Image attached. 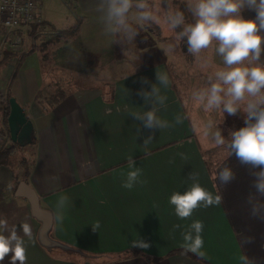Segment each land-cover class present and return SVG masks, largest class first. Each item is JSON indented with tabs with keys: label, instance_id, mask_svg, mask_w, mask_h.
Masks as SVG:
<instances>
[{
	"label": "crops",
	"instance_id": "0c3cea01",
	"mask_svg": "<svg viewBox=\"0 0 264 264\" xmlns=\"http://www.w3.org/2000/svg\"><path fill=\"white\" fill-rule=\"evenodd\" d=\"M183 2L188 6V0ZM74 6V15L80 18L78 37L87 36V25L107 27L105 35L98 37H115L109 31L107 0H74ZM184 18L187 25L195 23L191 12ZM41 32L36 24L23 28L22 53L36 45L33 36ZM51 33L42 42L54 39ZM159 39L164 44V36ZM214 48L215 44L189 59L199 77L205 79L203 89L216 82L213 73L223 67ZM259 63L264 64V53ZM177 69L181 77L182 71ZM159 73L167 74V85L157 80ZM181 79L172 77L162 55L112 82L71 86L59 96L39 52L25 55L17 66L3 62L0 96L9 84L11 95L33 126L31 143L22 147L11 144L5 134V106L0 98V151L8 147L0 163V219H6L9 227L15 226L24 239L26 264H243L244 256L264 264V220L250 215V196L264 201L253 187V170L241 165L235 155L228 157L223 147L214 146L202 135L203 125L211 120L225 139H230L231 131L244 126L243 114L199 111L193 92L188 93ZM154 88L157 91L153 92ZM181 90L187 91L184 96ZM105 91L113 93L110 101L104 99ZM138 93L148 94V99ZM149 111L169 126L148 129L131 114ZM177 118L182 123H177ZM149 135L153 140L145 146ZM129 157L141 170L140 182L131 189L122 186L131 170ZM225 164L235 178L218 189L213 176ZM190 173L198 174V182L207 191L221 194L223 202L201 206L191 217L180 219L169 198L191 187ZM28 190L50 217L49 236L82 254L40 244L41 220L31 213L25 194ZM63 196L68 199L61 205ZM58 212L63 213L59 223L54 219ZM197 220L204 225L201 250L205 255L194 254L197 258H192L173 252L184 250L183 234ZM97 221L100 227L94 232L92 226ZM23 223L31 226V239L24 236ZM241 237H251L252 242L242 244ZM140 238L151 246L146 250L132 247ZM120 253V257L113 256ZM10 256L2 264H9Z\"/></svg>",
	"mask_w": 264,
	"mask_h": 264
},
{
	"label": "clouds",
	"instance_id": "9594fccd",
	"mask_svg": "<svg viewBox=\"0 0 264 264\" xmlns=\"http://www.w3.org/2000/svg\"><path fill=\"white\" fill-rule=\"evenodd\" d=\"M107 3V19L112 25L109 31L113 34L122 31L129 43L138 35L127 23L128 14L133 7L139 10V20L160 23V19L147 10L150 7L147 0H135V3L134 0H107ZM188 9L195 18V23L186 25L177 39L186 37L187 51L193 56H198L215 44L214 51L222 57L223 63V67L213 73L216 82L194 93L193 99L207 113L213 110L229 116L242 113L244 120L243 127L230 132V139H225L218 124L211 120L203 125L202 135L214 146L223 147L228 157L235 155L241 165L249 166L253 170L251 175L255 177L253 187L258 196L264 197V64L259 63L264 53V0H188ZM245 9L255 12L254 19L244 18L242 12ZM164 22L175 29L184 24V15L182 12L169 14ZM172 50L173 46L169 45V51ZM156 78L162 84L169 83L165 73L156 74ZM155 91L157 90L154 88L153 92ZM138 94L145 100L148 99V94ZM131 114L135 119L142 120L144 127L148 129H164L169 126L152 111ZM176 122L182 123V119L177 118ZM152 140L153 136L149 135L144 140V145L147 146ZM128 164L131 170L122 186L131 189L140 182L141 170L135 167L132 157H129ZM87 169L91 170L90 163ZM188 178L193 181L191 187L183 193L174 192L169 198V203L174 206L175 214L180 219L191 217L201 206L222 204L221 194L213 195L203 188L198 182V174L190 173ZM234 178L233 170L226 164L218 168L213 176L218 189ZM67 199L66 196L61 197L60 204L63 205ZM249 203L250 215L264 220V201L250 196ZM54 219L61 222L63 213H56ZM99 227L100 223L97 221L92 230L96 232ZM203 227L202 221H194L183 234L182 247L185 253L191 252L199 257L205 255L201 250L204 243L201 236ZM21 228L24 236L31 239V226L23 223ZM251 242V237H241L242 244ZM131 246L146 250L151 245L140 238L133 241ZM10 253L9 264H26L24 239L18 235L15 226L9 227L6 219H0V264ZM241 259L243 264H255L247 256Z\"/></svg>",
	"mask_w": 264,
	"mask_h": 264
},
{
	"label": "rangeland",
	"instance_id": "374dc122",
	"mask_svg": "<svg viewBox=\"0 0 264 264\" xmlns=\"http://www.w3.org/2000/svg\"><path fill=\"white\" fill-rule=\"evenodd\" d=\"M183 1L168 0L166 9L161 4V0L148 1L150 7L147 10L160 19L159 24L151 20H139V10L133 7L128 14L127 23L138 32V35L129 43L122 31L114 34L115 37H98L105 35L107 27L93 25H87L84 28L86 37H78L79 26L74 33L57 37L52 30L65 29L73 25L75 6L73 5L70 9L68 0H42L40 13L44 21L36 24L37 29L42 32L40 36L34 34L33 41L36 45L30 46L25 51V55L35 56L39 52L56 92L58 89L66 92L71 86L112 82L114 78L163 55L172 77L175 80L182 78L188 93L194 94L203 89L205 79L199 77L196 66L190 65L189 58L181 54L174 30L164 22L169 14L180 11L186 17L187 13H190ZM242 15L246 19H254L256 14L254 11L245 9ZM186 25L184 18V24L180 25L181 29L183 30ZM50 33L55 38L50 42H42L43 37ZM161 36L165 38L164 44L159 42ZM157 40L159 43L156 42ZM22 45L24 47V43ZM169 45L173 46L172 51H169ZM177 68L182 71L181 77ZM196 87H198L197 90ZM186 92L181 90L182 96ZM201 110L202 107L199 108V111ZM69 253L72 254V252Z\"/></svg>",
	"mask_w": 264,
	"mask_h": 264
},
{
	"label": "built area",
	"instance_id": "2783aa9c",
	"mask_svg": "<svg viewBox=\"0 0 264 264\" xmlns=\"http://www.w3.org/2000/svg\"><path fill=\"white\" fill-rule=\"evenodd\" d=\"M41 3L42 0H0V74L6 52L11 56L5 62L13 65L22 53L23 28L42 22Z\"/></svg>",
	"mask_w": 264,
	"mask_h": 264
},
{
	"label": "water",
	"instance_id": "95a60500",
	"mask_svg": "<svg viewBox=\"0 0 264 264\" xmlns=\"http://www.w3.org/2000/svg\"><path fill=\"white\" fill-rule=\"evenodd\" d=\"M9 111L6 118L9 138L11 142L22 147L29 144L33 140V126L32 122L27 118L22 106L18 103L14 96L9 97ZM22 186V184H21ZM26 197L30 202L31 213L41 220V226L38 231V240L42 246L47 249L59 248L64 251H74L82 254V251L75 249L65 243L52 239L49 236L50 217L47 211L39 206L38 197L28 190Z\"/></svg>",
	"mask_w": 264,
	"mask_h": 264
},
{
	"label": "trees",
	"instance_id": "16d2710c",
	"mask_svg": "<svg viewBox=\"0 0 264 264\" xmlns=\"http://www.w3.org/2000/svg\"><path fill=\"white\" fill-rule=\"evenodd\" d=\"M68 1L70 2L69 3V8L72 9L73 5H74V0H68ZM167 2H168V0H161V4L164 6V9H166L165 6H166ZM79 24H80V18L78 16H75L74 23L70 27L65 28V29H56V30H52V31L57 37H62V36H65L67 34L74 33L78 29ZM173 30H174V33H175L176 37L181 31H183L180 26L175 28V29H173ZM177 40H178V44H179V48H180L181 53L183 55L187 56L189 59H191L193 55L188 53V51H187V39H186V37L181 38V39H177ZM25 53L26 52L17 55L16 66L23 59V57L25 56ZM10 56H11V53L6 52L4 54V56H3L2 63L5 62ZM13 74H14V72L12 73L11 77L13 76ZM10 82H11V79L9 81V84H10ZM9 84L7 86V89H6L5 93H4V95L0 96V98L4 102V106H5V112H3L2 119H3V123H4L5 134H6L7 137H9V132H8V128H7V122H6V118H7L8 111H9L8 99H9V97L12 96L10 91H9ZM63 93H64L63 90H58V95L59 96H61ZM112 97H113V93L111 91H105L104 92V99H106V101H110L112 99ZM54 99H55V97H54ZM33 138H34V136H33ZM10 143L14 144L13 142H10ZM7 150H8V147H4L0 151V163L2 162L3 155L6 154ZM25 161H26V159L23 157L21 159V162H22V165L24 166V174L27 173V166L25 164ZM131 252H135V251H131ZM173 252H180V253H184V254L192 257V258H197V256H195L194 254H192L190 252L185 253V251L181 250V249L174 250ZM122 254L123 253L116 254V255H113V256L120 257ZM147 259H152V258L147 257ZM154 259H156V258H153V260Z\"/></svg>",
	"mask_w": 264,
	"mask_h": 264
}]
</instances>
